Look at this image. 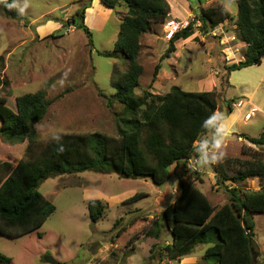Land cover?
<instances>
[{
    "label": "rangeland",
    "instance_id": "1",
    "mask_svg": "<svg viewBox=\"0 0 264 264\" xmlns=\"http://www.w3.org/2000/svg\"><path fill=\"white\" fill-rule=\"evenodd\" d=\"M86 1L16 0L14 7H6L0 0V97H5L7 106L15 109L17 96L45 88L46 98L51 101L44 117L34 125L37 146L45 145L60 133L117 134L116 114L125 110V106L115 98L113 79L114 72L126 69L127 60L113 50L126 7L121 4L109 8L99 0H91L82 19L91 31L90 44L85 32L77 26L78 13ZM167 1L176 12L186 8L185 0ZM219 1L235 18L238 7L234 0L188 2L195 13L200 6L208 7ZM71 17L75 23H70ZM66 21L70 23L68 26ZM162 33L160 24L141 36L138 61L143 71L135 92L149 90L163 94L172 87L217 92L216 116L193 153L197 161L191 166L180 164L179 170L172 165L169 180L161 186L150 179L124 178L95 170L45 178L38 189L55 205V210L35 231L15 238L0 235V252L9 256L8 264H173L157 251L170 241L166 231L159 239L142 235L132 243L128 240L174 200L179 190L178 175L182 172L197 178V186L218 206L227 200L225 185L232 182L218 187L214 164L228 156L250 158L249 154L241 155L243 144L250 146V152L264 162V147L246 139L258 137L264 130V59L257 65L227 71V66L244 58L245 43L243 46L238 37L234 19L208 32L194 26L193 34L178 40L176 51L163 58L168 42ZM228 46L234 55L228 52ZM157 64L160 69L154 77ZM238 99L245 104L231 107V100ZM251 107L255 108L253 115L245 120L244 115ZM26 146V140L9 144L0 138V161L16 162L25 156ZM203 149L207 151L203 153ZM236 184L256 190L264 186V180L252 177ZM135 192H145L147 196L133 203L125 202ZM90 199H101L108 205L97 221L89 215ZM253 218L256 264L264 261V213H255ZM115 221L117 225L113 228ZM118 230L120 234L116 235ZM154 244L157 247L150 251ZM207 246L198 243L181 260L200 261Z\"/></svg>",
    "mask_w": 264,
    "mask_h": 264
},
{
    "label": "trees",
    "instance_id": "2",
    "mask_svg": "<svg viewBox=\"0 0 264 264\" xmlns=\"http://www.w3.org/2000/svg\"><path fill=\"white\" fill-rule=\"evenodd\" d=\"M197 1L199 4L202 2ZM234 1L238 7L235 18L221 1L208 7L200 6L194 16L200 19L201 29L205 32L234 19L238 37L246 46L244 58L227 66V71L260 64L264 58V0ZM3 2L6 7H14L16 0ZM90 2L87 0L78 13L80 22L77 26L85 32L91 44V31L82 22L84 8ZM100 2L109 8L121 4L126 7L121 14L113 50L120 52L127 60L126 69L122 73L114 72L113 79L115 98L125 106V110L116 114L117 134L113 136L98 131L60 133L45 145L37 146L34 125L44 117L51 102L46 98V89L17 96L15 109L7 106L5 97H0L1 140L9 144L27 141L24 157L16 162L0 161V235L15 238L35 231L55 210V205L38 189L45 178L53 174L73 175L84 170H95L116 173L124 178L150 179L154 185L161 186L169 180L172 165L175 164L177 170L180 164L186 166L198 147L197 141L212 126L218 110L215 90L185 91L172 87L163 94L149 90L140 94L135 92L143 71L138 61L141 36L152 26L164 23L170 12L169 2ZM13 16L17 17L15 14ZM71 22L75 23L74 17H71ZM193 32L191 25L175 34L168 41L162 58L175 52L176 41L189 38ZM159 69L157 64L154 77ZM246 139L264 147V130L258 137L246 136ZM251 150L250 146L243 144L240 153L249 154L250 158L228 156L214 164L217 186L224 185L226 181L232 182L225 185L227 200L223 204L217 206L211 203L197 186V178L187 177L181 172L178 175L179 190L174 200L160 216L131 236L128 242L132 243L142 235L159 239L166 231L170 241L162 244L157 251L161 258L176 261L175 264H254L256 244L253 215L264 213V186L252 190L236 184L252 177L264 180V162ZM145 196V192H135L125 202L133 203ZM107 207L101 199H90L88 211L91 219L97 221ZM116 225L117 221L113 228ZM120 230L116 235L120 234ZM198 243L208 244L201 260L179 262ZM156 247L157 244H154L150 251ZM10 260L9 256L0 252V264H8ZM256 264H264V261Z\"/></svg>",
    "mask_w": 264,
    "mask_h": 264
},
{
    "label": "built area",
    "instance_id": "3",
    "mask_svg": "<svg viewBox=\"0 0 264 264\" xmlns=\"http://www.w3.org/2000/svg\"><path fill=\"white\" fill-rule=\"evenodd\" d=\"M162 25H163L162 37H163V39L168 41V40L172 39L175 36V34H177L180 31L188 29L191 25H193V27L194 26H201L202 22L200 21V19L194 18V17H191V19H190L189 17L177 18V17L168 16ZM231 39H234V37H232ZM244 104L245 103L242 99H238V100L232 102V106H235V107H240ZM254 110H255V108L251 107L249 109V111L245 113L244 119L245 120L250 119L253 115ZM196 161H197V159L194 158L192 155V157L190 159H188V161L186 162V165L188 163V165L191 166L193 164V162H196Z\"/></svg>",
    "mask_w": 264,
    "mask_h": 264
},
{
    "label": "crops",
    "instance_id": "4",
    "mask_svg": "<svg viewBox=\"0 0 264 264\" xmlns=\"http://www.w3.org/2000/svg\"><path fill=\"white\" fill-rule=\"evenodd\" d=\"M100 1V0H99ZM169 2V1H168ZM185 5H186V8L185 7H183L184 8V10H183V12H181V11H174L173 9H171V5H170V12H169V16H172V17H177V18H186V17H190L191 15H193V14H195L194 12H192V8L190 7V4H189V2H188V0H185V2H183ZM170 4V3H169ZM163 34V33H162ZM229 36V35H228ZM231 36H233V35H231ZM178 41H176L175 43H177ZM244 43L245 42H242V45L244 46ZM234 45V44H233ZM232 45V46H233ZM235 45H237V43L235 42ZM243 46H242V48H243ZM245 46H246V43H245ZM175 48H176V44H175ZM231 48V46H228V52L232 55H234V53H233V51H232V49H230ZM234 49H235V47H234ZM176 51V50H175ZM243 51L244 50H242V54H243ZM240 58H242L241 56H240ZM239 59V58H238ZM243 59V58H242ZM264 59V58H263ZM263 59H262V62H263ZM238 61V60H237ZM239 61H240V59H239ZM230 114V113H229ZM222 120H223V118H222ZM243 138V137H242ZM244 139V138H243ZM243 141V140H242ZM244 142H246V143H248V141H246V140H244ZM197 145H199L200 144V142L199 141H197V143H196ZM214 145V144H213ZM212 144H211V147L213 146ZM207 150H205V149H203L202 150V152L203 153H205ZM177 195V194H176ZM182 259V257L180 258V260H179V262H181V263H191V262H189V261H183V260H181ZM169 262L170 263H173V264H175L176 263V261H171V260H169ZM194 262H196V261H194Z\"/></svg>",
    "mask_w": 264,
    "mask_h": 264
},
{
    "label": "water",
    "instance_id": "5",
    "mask_svg": "<svg viewBox=\"0 0 264 264\" xmlns=\"http://www.w3.org/2000/svg\"><path fill=\"white\" fill-rule=\"evenodd\" d=\"M70 23L68 21H66V25L68 26ZM256 256L255 254L253 255V259L255 260Z\"/></svg>",
    "mask_w": 264,
    "mask_h": 264
},
{
    "label": "clouds",
    "instance_id": "6",
    "mask_svg": "<svg viewBox=\"0 0 264 264\" xmlns=\"http://www.w3.org/2000/svg\"><path fill=\"white\" fill-rule=\"evenodd\" d=\"M168 16H169V14H168ZM193 17H194V16H193ZM164 40H165V39H164ZM166 41H167V40H166ZM168 41H169V40H168ZM168 41H167V42H168Z\"/></svg>",
    "mask_w": 264,
    "mask_h": 264
}]
</instances>
